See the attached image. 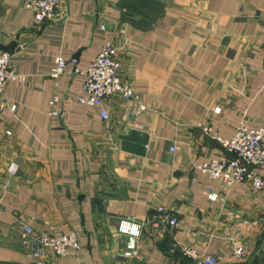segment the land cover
Returning a JSON list of instances; mask_svg holds the SVG:
<instances>
[{
	"label": "crops",
	"instance_id": "obj_1",
	"mask_svg": "<svg viewBox=\"0 0 264 264\" xmlns=\"http://www.w3.org/2000/svg\"><path fill=\"white\" fill-rule=\"evenodd\" d=\"M25 4L0 0V44L16 43L11 65L26 78L4 87L0 264H34L25 224L80 234L79 250L47 264H194L184 246L215 264H264V191H226L200 170L226 156L214 136L264 124V0H67V18L52 24ZM106 42L139 98H110L107 122L79 101L83 74L51 77L58 57L87 71ZM208 188L227 202L209 200ZM159 207L179 218L174 233L153 228ZM122 222L143 226L137 255H126Z\"/></svg>",
	"mask_w": 264,
	"mask_h": 264
},
{
	"label": "built area",
	"instance_id": "obj_2",
	"mask_svg": "<svg viewBox=\"0 0 264 264\" xmlns=\"http://www.w3.org/2000/svg\"><path fill=\"white\" fill-rule=\"evenodd\" d=\"M67 0H26L25 8L33 13L34 18L39 23H59L67 18ZM70 68V70H69ZM69 70V71H68ZM123 64L119 57V48L113 42H106L101 52L94 60L92 66L82 72L78 68L76 58L66 59L58 57L56 66L51 74L53 79H59L64 74H83L85 82L83 85L85 98L79 101L90 107L97 108L104 121H109L110 116L105 108L106 102L113 96H121L128 102L139 100L132 86L124 82L122 78ZM25 76L17 73L11 65V55L0 52V118L8 108V103L4 98V87L9 82H23ZM58 97L55 96L50 101V116H58L56 106ZM11 110L16 111V106ZM146 111V106L140 105L139 113ZM219 111V110H217ZM208 134L210 129L204 128ZM214 138L221 143L226 151V156L216 160H211L200 166V170L211 180H219L224 190H230L238 183L249 184L254 191H264V177L258 174L259 169H264V124L258 129H250L247 126H240L235 136L226 140L219 136ZM172 152L176 149L172 148ZM11 175H16L18 167L12 164L9 167ZM206 196L213 202H227L225 194H219L213 188H208ZM180 225L179 218L170 210L159 207L157 216L152 222L153 228L160 234L166 235L174 233ZM128 222L120 224L122 233L130 236L132 246L127 256L137 255L135 246L137 238L140 236L141 228ZM22 238L31 243V256L34 264H47L49 255L65 257L70 250L80 249V234L70 232L61 236H53L48 233L37 232L31 224H25L22 228ZM180 252L184 257L194 261V264H215V260L209 256L200 254L195 249L184 246ZM237 258L243 256L242 248L235 252Z\"/></svg>",
	"mask_w": 264,
	"mask_h": 264
},
{
	"label": "water",
	"instance_id": "obj_3",
	"mask_svg": "<svg viewBox=\"0 0 264 264\" xmlns=\"http://www.w3.org/2000/svg\"><path fill=\"white\" fill-rule=\"evenodd\" d=\"M15 46H16L15 42H12L11 44L8 45L0 44V52L11 55L14 53Z\"/></svg>",
	"mask_w": 264,
	"mask_h": 264
}]
</instances>
